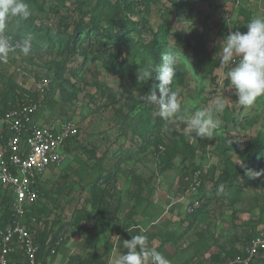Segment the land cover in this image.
I'll return each mask as SVG.
<instances>
[{
	"label": "rangeland",
	"instance_id": "374dc122",
	"mask_svg": "<svg viewBox=\"0 0 264 264\" xmlns=\"http://www.w3.org/2000/svg\"><path fill=\"white\" fill-rule=\"evenodd\" d=\"M38 1L43 10L27 0L30 17L19 24L10 21L7 29L22 39L34 27L50 28V39H41L35 31L34 50L28 55L17 50L10 53L7 63H0V90L6 88L8 79L35 90L44 76L50 89L64 83L81 91L75 103L60 99L53 109L40 106L37 114L43 120L71 118L80 128L63 163L44 176L47 196L39 215L55 230L62 227L66 236L58 254L50 257L51 263L106 264L127 251L123 240L143 234L149 247L171 264H228L247 236L264 232V175L253 179L246 173L224 188L219 182L225 170L237 172L241 167L236 161L245 162L264 142V95L248 107L236 102L234 86L226 78L228 68L217 66L219 44L229 31L246 32L253 17H264V0L147 2L149 9L144 10L147 4L135 6L131 17L135 21L144 18L151 30L144 28L141 35L131 31L133 41L125 47L93 36L86 55L80 51L73 55L69 40L81 18L76 0ZM95 2L85 0L84 11L93 10ZM101 25L106 26V21ZM153 32H159L158 38L168 44L161 53L168 49L176 53L172 89L183 101H191L184 105L187 111L206 106L216 94L230 98L213 138L186 133L183 121L165 122L157 106L141 99L158 83L156 73L147 81L138 80L139 72L154 63L145 47L154 42ZM91 49L103 53L121 49L124 56H130V66L109 73L102 60L93 59ZM62 64L66 70L57 79ZM201 66L211 75L204 78ZM157 118L159 124L152 128ZM85 149L96 150V157ZM197 170L201 185L188 191ZM252 170H264V163ZM103 176L110 179L103 188L121 199L104 211L94 203L91 190ZM195 201L198 206L190 210ZM253 264H264V254Z\"/></svg>",
	"mask_w": 264,
	"mask_h": 264
},
{
	"label": "built area",
	"instance_id": "2783aa9c",
	"mask_svg": "<svg viewBox=\"0 0 264 264\" xmlns=\"http://www.w3.org/2000/svg\"><path fill=\"white\" fill-rule=\"evenodd\" d=\"M48 86L43 76L33 91L43 96ZM30 92L17 91L15 104L0 114V202L6 196L13 213L12 222L0 227V264H41L38 255L42 246L33 228L43 229L45 224L28 213L40 199L44 176L63 163L69 143L80 135L74 119L53 117L39 121L40 103ZM200 174V170L194 173L188 191L201 185ZM198 203L195 201L190 210ZM62 233L54 239L51 235L47 238V264H53L50 257L56 256L64 244L66 236ZM261 253L264 232L247 239L242 253L228 264H252Z\"/></svg>",
	"mask_w": 264,
	"mask_h": 264
},
{
	"label": "clouds",
	"instance_id": "9594fccd",
	"mask_svg": "<svg viewBox=\"0 0 264 264\" xmlns=\"http://www.w3.org/2000/svg\"><path fill=\"white\" fill-rule=\"evenodd\" d=\"M31 15L27 0H0V63H7L10 53L19 50L28 55L32 48L34 34L27 32L23 38L12 42L6 34L10 21L17 24L27 20ZM247 31H229L219 44V60L222 68H228L226 78L230 86H234L237 96L236 102L243 107L254 104L257 97L264 95V17L255 16L247 24ZM178 65L176 53L168 49L161 53L160 62L149 65L138 80L146 81L156 73L158 83L153 85L150 94L141 99L150 105L158 107V114L167 123L177 120L183 121L186 133L195 132L201 138L211 139L215 131L222 126V114L228 106L225 95H213L206 106L189 112L184 107L191 101H183L177 90L170 88L175 69ZM239 141V140H237ZM247 168L244 160H237L236 166ZM264 175V170H247L249 178ZM131 231V229H129ZM141 229V232H145ZM119 237V236H118ZM123 249L126 252L109 260V264H171V261L154 247H149L146 235H134L131 239L123 240Z\"/></svg>",
	"mask_w": 264,
	"mask_h": 264
},
{
	"label": "trees",
	"instance_id": "16d2710c",
	"mask_svg": "<svg viewBox=\"0 0 264 264\" xmlns=\"http://www.w3.org/2000/svg\"><path fill=\"white\" fill-rule=\"evenodd\" d=\"M64 1V0H62ZM68 1V0H66ZM155 0H96L93 10L84 11L85 8V0H79L75 1L74 4H76L78 7V10L81 12V18L80 21L77 23L75 30L73 34L70 36L69 40L71 45L72 54L76 55L80 51V54L86 55L88 53V48L90 46V43L92 42V38L98 37V38H104L107 37L108 44L113 45L115 43L122 44L123 47L129 46L131 43L130 41H133L131 38V31H136L138 34L143 33L144 28L149 29L148 21L144 18L135 21L132 19L131 15L136 13L135 6H146L147 2H152ZM30 3H34L33 5H36L38 9L43 10V4L38 3V0H29ZM65 2H63L64 4ZM149 9V5L144 8ZM60 11V9L58 8ZM102 21H106L107 25L103 26L101 25ZM152 29V28H151ZM149 29V30H151ZM50 28H42V27H34L32 28V33L36 34L35 31H38V36L43 40L50 39ZM6 34L9 36H12V41L15 42V40H20L21 35L20 34H14L10 30L6 29ZM154 34V42L151 45L146 44L145 47L147 50H149L148 53H151L153 55L154 63L160 62V54L161 49H163L168 44L164 40H160L158 38L159 32H153ZM163 42V45H162ZM157 44V45H155ZM108 45V46H109ZM107 46V47H108ZM37 47L34 42H32V48L31 51L34 50ZM132 47V46H131ZM130 47V48H131ZM106 48V47H105ZM155 48H159L156 49ZM196 51L197 48H194ZM93 53V59L94 60H102L104 68L109 73H117L123 70H127L130 66V56L123 55V50H115L114 52L111 51H105L104 53L102 50L100 51H93L91 49L90 51ZM217 66H220V63L217 64ZM66 70L65 64L58 65L57 70V79L61 78L64 74V71ZM201 73H204V78L207 77V75H211V72L207 70L206 67L201 66L200 68ZM71 72L73 75H77L76 68H72ZM43 77V76H42ZM153 77V76H152ZM212 80H215V77H211ZM151 79V78H150ZM174 81V80H173ZM175 85V82L172 83L173 87ZM17 91H28L31 93L33 98L36 100H39L40 106L47 107L48 109H53L58 103L59 100L62 99L64 103L67 104H73L76 101L79 100L80 95V88H76L75 85L72 84V87H66L63 84H55L51 87V89L48 87L43 94V96L37 94L30 88H25L24 86L15 83L12 79L7 80L6 88L4 90L0 91V114L3 113L5 110L11 108L15 104V100L17 97ZM60 94V98L57 99V94ZM90 99H95V96H91ZM134 106H136L139 102L138 100L136 102H133ZM133 106V107H134ZM146 108V107H145ZM149 110V107H147ZM66 119V118H65ZM71 119V118H69ZM160 118H157L155 121L152 122V128L157 126L159 124ZM149 126V124H148ZM151 128V126H150ZM150 133L149 131H146V133ZM144 135V134H142ZM79 137V136H78ZM78 137H75L73 141L69 143V146L67 150L72 146V143L78 139ZM85 151L91 156L96 157V150L94 149H85ZM245 163L247 165V168H240L237 172L234 174H230L228 171H224L223 174L219 177V182L222 183L223 188L227 185V182L229 181H235L240 176H244L247 173L248 169H254L256 167L260 168L262 166V163H264V142L258 145L253 152L251 153V157H249L247 160H245ZM121 164H119L120 166ZM114 175L110 174V177H113ZM110 182V179L105 178L103 176V180L97 179L92 187V196L94 199V203L98 204V206L101 207L102 211L106 210L107 208H110V206H113L115 202L118 204L120 203V198L113 197L112 194H110L107 190V188H103V185ZM219 183V184H220ZM41 195L40 199L33 204L30 207V211L28 213V216H36L38 218V223L42 221V212H43V206L45 204V198L47 196L46 188L44 183L40 186ZM116 200V201H115ZM115 201V202H114ZM47 210V209H44ZM41 214V215H39ZM13 219V213L10 208L9 199L5 196L3 200L0 202V227H5L8 224L12 222ZM43 224H45L44 228L35 226L33 230H35V233L37 234V240L40 242L42 249L39 252V259L41 260V264H47V238L49 235H51L52 239L56 238L58 234L61 233L62 227H59L58 230H55L52 227V224L50 225L47 220L42 221ZM40 226V225H39ZM64 232V231H63ZM254 234L251 236H247L241 244V247L237 252L233 254V257L242 253V248L247 239L249 240L251 237H253ZM264 253H261L258 258H260ZM15 256V255H14ZM257 258V259H258ZM256 259V260H257ZM255 263V262H253ZM252 263V264H253Z\"/></svg>",
	"mask_w": 264,
	"mask_h": 264
},
{
	"label": "crops",
	"instance_id": "0c3cea01",
	"mask_svg": "<svg viewBox=\"0 0 264 264\" xmlns=\"http://www.w3.org/2000/svg\"><path fill=\"white\" fill-rule=\"evenodd\" d=\"M38 119H39V118H38ZM42 120H43V119H41V118L39 119V121H42Z\"/></svg>",
	"mask_w": 264,
	"mask_h": 264
}]
</instances>
